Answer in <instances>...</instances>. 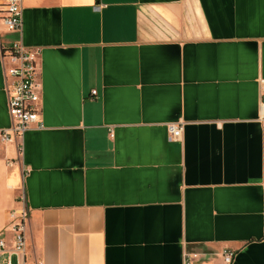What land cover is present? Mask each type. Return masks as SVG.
<instances>
[{"label":"crops","instance_id":"crops-1","mask_svg":"<svg viewBox=\"0 0 264 264\" xmlns=\"http://www.w3.org/2000/svg\"><path fill=\"white\" fill-rule=\"evenodd\" d=\"M22 19L0 22V128L15 40L39 50L42 127L0 143V264L22 190L26 264H264V0H22Z\"/></svg>","mask_w":264,"mask_h":264},{"label":"built area","instance_id":"built-area-1","mask_svg":"<svg viewBox=\"0 0 264 264\" xmlns=\"http://www.w3.org/2000/svg\"><path fill=\"white\" fill-rule=\"evenodd\" d=\"M0 22L7 31H22V0H0ZM37 56L39 50L31 49L24 45L21 40H15L1 51L3 64L4 91L7 99V112L10 125L0 128V143H13L21 151V139L24 133L37 126L42 127L40 120L41 112V82L40 72L37 68ZM91 94L96 95V90ZM259 118L264 119V79L259 80ZM167 133L170 140L181 138L184 130L183 122L167 124ZM13 160H7L9 166ZM21 205L8 213V227L13 234V249L19 264H26V223L29 217V209L26 205L24 192H21ZM5 241L0 240V247L4 248ZM194 255V254H193ZM192 253H183V264H191ZM224 261L232 262L235 252L225 249L222 252ZM7 264H11L10 259Z\"/></svg>","mask_w":264,"mask_h":264}]
</instances>
